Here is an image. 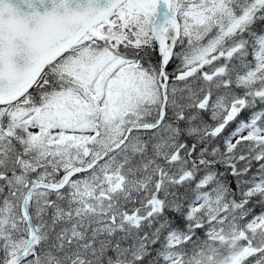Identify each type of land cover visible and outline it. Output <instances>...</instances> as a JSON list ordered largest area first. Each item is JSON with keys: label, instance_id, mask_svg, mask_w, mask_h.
I'll use <instances>...</instances> for the list:
<instances>
[{"label": "snow or ice", "instance_id": "6c2138e0", "mask_svg": "<svg viewBox=\"0 0 264 264\" xmlns=\"http://www.w3.org/2000/svg\"><path fill=\"white\" fill-rule=\"evenodd\" d=\"M0 264H264V0H0Z\"/></svg>", "mask_w": 264, "mask_h": 264}, {"label": "trees", "instance_id": "16d2710c", "mask_svg": "<svg viewBox=\"0 0 264 264\" xmlns=\"http://www.w3.org/2000/svg\"><path fill=\"white\" fill-rule=\"evenodd\" d=\"M257 211H259V209H257Z\"/></svg>", "mask_w": 264, "mask_h": 264}]
</instances>
